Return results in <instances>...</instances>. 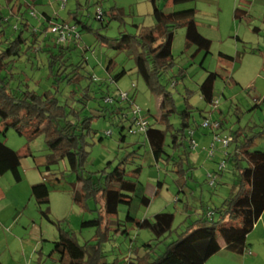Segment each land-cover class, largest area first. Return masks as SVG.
<instances>
[{"label": "rangeland", "instance_id": "374dc122", "mask_svg": "<svg viewBox=\"0 0 264 264\" xmlns=\"http://www.w3.org/2000/svg\"><path fill=\"white\" fill-rule=\"evenodd\" d=\"M157 2L161 8L171 11L177 21L195 17L200 32L212 40L211 47L200 51L192 60L190 54L194 46L186 48L184 28H176L172 46L174 66L163 73L161 78V83L173 97L175 107L181 110L187 99L193 107L207 108L197 93V88L208 72L219 71L223 77H218L214 86L215 96L219 101L214 116L222 121L219 131L227 134L230 130L240 129L243 136L253 139L251 150H264V5L255 0ZM29 3L27 9L23 6L17 15H13L5 0H0L1 13L9 19L8 32L19 23L22 13L39 29L43 12L51 15L52 21L68 19L70 13H75L93 29L91 32L83 31L79 42L67 43L73 47L68 53L69 61L83 64V71L95 77V81L90 83L89 94L92 98L83 103L72 94L71 85L63 84L60 86L61 100L81 108L84 115H98V103H103L98 93L100 85L112 95H117L120 91L128 92L133 96V105L152 119L160 99L147 85L142 60L136 61L131 49L108 48L101 39V35L110 38H120L122 33L138 35L143 26L154 24L159 13L153 10L150 0H35ZM235 6L247 8L252 20L248 23L234 19ZM98 8L103 11L102 21L96 18ZM115 8H121L123 14H117ZM13 9L16 11V5ZM254 26L259 27V30L253 31ZM219 52L235 58L233 61L225 59ZM109 60L112 63L110 72H107L105 66ZM122 69L127 72L118 81L109 79L110 75ZM46 74L47 69L44 67L31 71L33 79L39 81L38 87H35L33 80L31 85L39 90L49 88L51 80L47 79ZM87 83L88 80L85 79L82 86ZM209 108L210 106L207 109ZM193 114L199 124L192 137L197 146L191 148L187 128L179 146H174L173 138L168 132L166 154L157 162L143 135H134L125 129L126 140L119 141L117 118L94 117L91 123L96 135L93 139H88L90 145L83 165L84 174L99 176L104 169L113 168L119 157L128 153L135 156L134 162L127 167L134 168L138 163L141 164L138 178L158 189L149 205L140 207L137 218L152 217L160 211L173 212L175 215L171 230L158 242L152 240L154 236L149 229H139L131 222L125 223L127 234L115 235L110 230L107 237H103L104 228L97 234L95 226L82 227V220L99 216L105 219L101 208L102 200L93 197L88 198L85 203L75 202L71 197L69 184L75 175L69 171L62 175L61 171L66 168L65 160L47 167L48 150L44 136L38 135L29 141L14 128H8L4 138L20 156L22 179L15 181L10 172L0 175V263H56L54 247L58 241L57 227L42 216L31 194L32 185L40 182L46 183L50 191L51 219L61 221L62 225L72 229L80 244L87 240L98 243L100 264H122L128 259L142 257L147 248L143 243L148 241L154 244L149 251L152 256L162 254L201 212H206L207 208L213 209L224 197L236 192L235 174L230 171L231 165L225 160L223 149L216 147L213 156L203 150L210 145V131L209 128L200 126L203 118L198 111ZM170 119L177 127L179 120L176 113ZM193 120L191 117L190 122L193 123ZM107 130L112 134L104 136ZM100 136H103L102 140H99ZM110 160L113 161L109 164ZM222 162L224 168L218 170V165ZM210 171L218 172L214 186L208 183ZM125 214L126 206L122 204L114 218L123 222ZM261 244L264 250V242ZM51 252L52 256L49 257ZM249 257L248 255L246 258ZM257 262L264 264V252ZM247 264L251 262L247 261Z\"/></svg>", "mask_w": 264, "mask_h": 264}, {"label": "trees", "instance_id": "16d2710c", "mask_svg": "<svg viewBox=\"0 0 264 264\" xmlns=\"http://www.w3.org/2000/svg\"><path fill=\"white\" fill-rule=\"evenodd\" d=\"M29 1L35 0H25V2L5 0V4L13 15H17L23 6L28 8ZM171 1L179 3L192 0ZM255 1L264 5V0ZM150 2L153 10L159 13V18L154 24L143 26L138 35L122 33L120 38L101 35V39L108 48L131 49L136 61L142 60L147 85L160 99L152 119L145 115L149 123L146 135H143L157 162L163 154H166L165 141L168 132L173 138L174 146H179L185 136L186 128L194 130L199 125L193 112L198 111L202 118L213 112L211 104L216 99L215 82L223 75L219 71H210L198 85L197 93L201 100L210 106L209 110L205 107L202 109L193 107L187 99L184 107L178 110L171 93L161 83L163 73L174 66L172 46L176 28H184L186 48L194 46L190 54L192 60L200 51L208 50L212 40L200 32L194 17L177 21L171 11L159 6L157 0ZM15 5L16 11L13 9ZM114 10L117 14H123L121 8ZM42 14L39 29L22 13L19 23L8 32L9 19L0 10V125L2 126L0 175L10 172L15 181L22 179L20 156L4 138L8 128H14L29 141L34 140L38 135H43L48 150L47 167L65 160L66 168L61 171L62 175H65V171L75 175V178L69 181L72 199L77 203H85L88 198L93 197L102 200L101 208L105 219L99 216L82 220V227L95 226L98 230L97 234H100L101 229L104 228L103 237H107L110 230L115 235L127 234L125 223L131 222L139 229H149L154 236L152 240L160 241L171 230L175 215L173 212L160 211L152 217L137 218L140 207L148 206L158 189L138 178L141 164L138 163L134 168L127 167L134 162L135 156L128 153L119 157L113 168L104 169L99 176H86L83 171L84 161L89 153L88 139H93L96 135V130L91 125L93 118L100 116L105 119L117 118L119 141L125 142L124 131L128 129V119L123 115L133 103V96L129 95V99L122 102L116 95L110 94L99 85V98L103 103H98L96 108L98 115H84L81 108L61 100L60 86L68 84L73 87L72 94L79 97L83 103H87L92 98L89 90L90 83L95 81V77L83 71V64L69 61L68 53L73 47L67 43L79 42L82 35L78 40L58 41L56 34L52 32L54 23L52 16L46 12ZM233 18L249 23L252 15L244 6H235ZM56 20L77 24L81 34L83 31H93L88 22L75 13H70L68 19ZM99 20H103V11ZM252 30L258 31L259 27L254 26ZM219 55L231 61L235 58L223 52H219ZM111 63L112 60H109L105 66L107 72H110ZM41 67L47 69L46 77L51 83L49 88L39 90L31 85L32 80L35 87L39 85V81L33 79L31 71ZM126 72V69H122L110 75L109 79L116 82ZM85 79L88 83L82 86ZM106 96H112L116 101L106 104L104 103ZM173 113H176L179 120L177 127L171 123L170 116ZM191 117L194 119L193 123L190 122ZM220 122L222 125L221 120ZM230 134L233 136V144L227 149L225 160L230 163V171L235 174L237 186L235 194L224 197L218 206L211 209V217H207L204 211L201 212L200 216L188 224L162 254L152 256L149 251L153 249L154 244L148 241L143 243L147 247L144 256L128 259L122 264H206L207 260L221 249L240 254L247 250V246L240 244L238 240L252 231L264 211V150H251L253 139L243 136L240 129L230 130ZM102 139L103 136H100L99 140ZM31 194L42 216L57 227L55 264H100L98 243L87 240L80 244L72 229L62 225L61 221L56 222L51 219L50 191L47 184L44 182L33 184ZM122 204L126 206V214L123 222H120L114 217L117 216ZM48 256L51 257L52 252Z\"/></svg>", "mask_w": 264, "mask_h": 264}, {"label": "built area", "instance_id": "2783aa9c", "mask_svg": "<svg viewBox=\"0 0 264 264\" xmlns=\"http://www.w3.org/2000/svg\"><path fill=\"white\" fill-rule=\"evenodd\" d=\"M102 15V9L98 8L96 12V18L99 19ZM52 32L56 34L58 41H68V40H78L81 36V32L77 24L62 20H55L52 24ZM117 99L125 102L129 99V93L120 91L116 95ZM116 100L112 96H106L104 98V103L112 104ZM219 101L215 99L211 104V109L214 111L217 108ZM125 119H128V129L127 131L134 135H146L148 129V118L143 114L142 110L134 106L133 103L129 106L127 112L123 115ZM203 128H209L211 142L208 147H204L203 150L208 152L209 156H213L216 147H221L223 149L222 153L225 156L227 154V149L231 146L233 142V136L230 133L223 134L219 130L221 128V122L218 118L212 116V113H209L203 118L202 124L200 125ZM194 130L189 129V139L191 142V148L197 146L193 137ZM105 135H111V131H105ZM224 168V163L218 165V170ZM217 171H210L208 173V183L210 186H214L216 182ZM212 212L209 211L208 217H211Z\"/></svg>", "mask_w": 264, "mask_h": 264}, {"label": "crops", "instance_id": "0c3cea01", "mask_svg": "<svg viewBox=\"0 0 264 264\" xmlns=\"http://www.w3.org/2000/svg\"><path fill=\"white\" fill-rule=\"evenodd\" d=\"M158 18L159 15L156 19L158 20ZM208 107L209 106H207V108ZM207 108L205 107L206 110H209ZM214 114L215 111L212 112V116H214ZM209 211H211V209L207 208L205 212L207 217ZM238 242L242 245L247 246V250L244 253L240 254L228 251L226 249H221L217 253L212 255L207 260L206 264H247V261H250L251 264H258L257 260L264 252V250L262 249L263 245L261 244L264 242V211L255 223L252 231L244 237L240 238ZM248 255L250 256L249 259L246 258L248 257Z\"/></svg>", "mask_w": 264, "mask_h": 264}]
</instances>
